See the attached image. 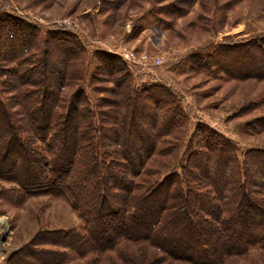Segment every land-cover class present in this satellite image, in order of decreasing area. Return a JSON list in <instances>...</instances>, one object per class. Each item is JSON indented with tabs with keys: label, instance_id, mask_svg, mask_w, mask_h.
<instances>
[{
	"label": "trees",
	"instance_id": "1",
	"mask_svg": "<svg viewBox=\"0 0 264 264\" xmlns=\"http://www.w3.org/2000/svg\"><path fill=\"white\" fill-rule=\"evenodd\" d=\"M38 26L0 11V180L17 203L65 199L80 222L36 231L6 264H69L72 254L96 262L111 252L119 264H225L264 248V148L241 150L204 123L186 143L170 142L188 124L176 94L134 85L129 65L107 51L95 55L92 93L83 40L70 27ZM195 62L264 79V36ZM180 148L179 164L150 179L158 172L148 159Z\"/></svg>",
	"mask_w": 264,
	"mask_h": 264
},
{
	"label": "rangeland",
	"instance_id": "2",
	"mask_svg": "<svg viewBox=\"0 0 264 264\" xmlns=\"http://www.w3.org/2000/svg\"><path fill=\"white\" fill-rule=\"evenodd\" d=\"M0 11L24 17L40 31L70 27L86 47L84 86L92 93L88 79L97 68L94 59L100 51L120 55L131 69L134 85L155 83L170 89L188 114L187 129L170 134V142L186 143L193 128L204 123L241 150L264 148V79L233 78L215 71L212 62L207 69L195 62L197 54L206 56L220 44L264 36V0H0ZM125 51L160 56L162 63L132 62L124 57ZM58 57L56 53L53 59ZM182 152L180 148L169 155H152L146 167L158 173L149 178L159 179L179 164ZM12 190L0 180V264H6L13 250L36 231L80 222L63 198L37 194L17 203L20 198H13ZM71 257L69 264H119L114 252L96 262ZM225 264H264V248H252Z\"/></svg>",
	"mask_w": 264,
	"mask_h": 264
},
{
	"label": "built area",
	"instance_id": "3",
	"mask_svg": "<svg viewBox=\"0 0 264 264\" xmlns=\"http://www.w3.org/2000/svg\"><path fill=\"white\" fill-rule=\"evenodd\" d=\"M124 57L132 62L145 64L159 65L162 63V57L151 56L147 53H136L135 51H125Z\"/></svg>",
	"mask_w": 264,
	"mask_h": 264
},
{
	"label": "bare ground",
	"instance_id": "4",
	"mask_svg": "<svg viewBox=\"0 0 264 264\" xmlns=\"http://www.w3.org/2000/svg\"><path fill=\"white\" fill-rule=\"evenodd\" d=\"M1 221V220H0Z\"/></svg>",
	"mask_w": 264,
	"mask_h": 264
}]
</instances>
